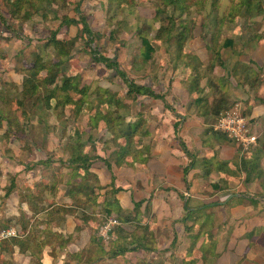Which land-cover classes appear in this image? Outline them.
I'll return each instance as SVG.
<instances>
[{
    "label": "crops",
    "instance_id": "obj_1",
    "mask_svg": "<svg viewBox=\"0 0 264 264\" xmlns=\"http://www.w3.org/2000/svg\"><path fill=\"white\" fill-rule=\"evenodd\" d=\"M258 2L261 10L254 11L253 5L250 4L247 6L250 7V12L247 14L243 13L246 9V6H243L241 17L235 15L231 21H226L225 25L221 26L218 21L214 24L212 18L218 15L216 18L218 20L230 5H222L220 9L211 11L205 19L209 22L201 21L202 24L198 27L197 23L194 25L199 36L201 34L207 36L205 43L199 38L194 41L195 44L198 43L196 49L199 48L201 53L212 51L216 59L210 77L202 79L201 74L200 77L195 76L198 78L196 81H187L185 74L190 71L188 66L192 57L189 61L185 60V56L189 55L186 53L189 49L186 43L181 47L177 46L180 55L171 60L172 71L179 69V65L176 66L177 62H184L186 72H183L182 67L179 74L173 73V77L180 75L181 78H178L181 81L170 82L164 90H160L159 87L160 77L154 81L156 70L151 71L149 65L144 68L146 70L144 73L142 69H138L141 65L137 66L133 63L130 66L133 70L127 74L121 69V62L117 61L129 80H134L137 85L141 84L140 86H145L142 83L147 80L150 85L146 86L157 94L159 92H155L154 88H159L169 108H166L161 100L142 95L130 96L131 99L125 100L126 92L117 88V78L111 80L110 76L113 77L114 74L106 70L103 65L91 64V66H101L104 73H111L110 76L100 79L98 87L101 92L110 89L113 94L118 95L119 99L115 107L108 109L114 111L113 116L119 115L123 118L124 122L119 129L125 131L127 126L131 129L137 128L132 139H129L131 145L128 152H124L123 149L127 140L112 139L113 134L107 130L103 121L97 120L98 111H102V108L107 106L103 104L99 107L94 95L86 101L84 108L82 107V112L88 117L91 108L86 110V107L95 102V111H91L95 124L91 122L88 124L86 137H83L84 139H80L81 136L76 137L74 129L69 130L60 141L62 151L66 141L72 142L76 139L79 144L83 146L86 144V154L100 158L92 165L90 173L98 178L101 190H113L111 181L114 178L117 192L113 193L112 198L122 211L132 212L135 203L144 202L140 208L141 212L147 204L152 217L159 214L162 218L158 219L156 226L179 228L177 245L179 248L187 247V251L181 254L184 260L188 259L189 247L195 239L192 251L195 255V264H264V0ZM198 16L202 19L204 17L203 14ZM235 20H240L242 23L247 20V24L245 22L240 29L237 21L233 24ZM6 21L8 28L0 23V38H2L0 40V233L14 231L15 235L1 243L0 264H71L73 255L79 252V240H82V244H86V224L82 213L79 214L82 210L74 209L69 190H67L68 196H63L58 205L57 192L52 191L48 196L45 195L48 200L46 203L42 193L31 189L35 183L40 185L37 184L42 180L39 173L41 174L42 167L47 165L44 164L46 153L41 149L39 142L42 143L44 136L59 135V132L62 134L61 131L65 130L64 127L61 128L63 124L44 122L41 118L43 110L37 107L41 103L37 101L34 115L40 114L39 122L44 125L34 126L35 133L30 139L27 137L26 119L20 115L18 118L16 115L9 116L11 113L16 111L20 113V110L25 109L21 106L17 109L15 107L21 102V84L25 76L23 70L31 66L32 54H27V51L42 49L49 36L44 41V46H41L43 40L38 39L46 31L44 24L38 22L30 29L27 23L24 25L19 23L21 30L18 28L13 30V21L9 19ZM71 28L73 27H66V30ZM58 35L59 32L56 40L61 41ZM124 51L123 55L127 56ZM156 53L158 54L157 49ZM42 54L45 55V61L50 58L43 50ZM154 59L155 55L152 63ZM68 62L69 60L64 62L60 69L68 65ZM160 62L161 60L158 64ZM91 69L93 72L100 71L96 67ZM151 73L153 77L150 76ZM145 76V80H140ZM114 79L116 82L113 81ZM209 89L215 95L216 102L208 103L206 106L208 112L200 113L197 103L202 98L199 96L201 93L205 96ZM142 97L153 100L155 106H135L139 101L137 99ZM52 102H54L53 109L57 110L54 99L47 104L48 108ZM25 103L23 102L22 105L25 106ZM128 103H131L130 107H125ZM225 104L229 105V109L237 106L241 110L250 124L251 133L257 137L256 144L250 145L245 151L225 135L213 130L222 135L221 138L205 130L209 113L212 110L213 113L215 111L217 113ZM67 108L71 113V108L69 106ZM9 120H13L11 130L17 127L21 134L18 135V139L10 134V138L5 139ZM97 125L99 130H96ZM45 127L50 129L51 133L37 135L45 130ZM181 144L186 147L190 155L184 154ZM108 159H111L109 168L106 166ZM191 160L193 163L189 166ZM32 163H35L34 168L28 170ZM94 165H97L99 170H96ZM57 172H51L56 180L59 179ZM10 185L13 187L8 190ZM94 190L98 189L94 188ZM140 190L144 191L140 192ZM26 191L35 194L30 196L25 193ZM146 192L148 197L144 195ZM149 198H151L150 205L147 201ZM64 200L68 202L65 203ZM185 204L187 208L184 207ZM55 207L73 212L66 213L63 219H58V215L55 214L54 218L48 220L49 212ZM76 215L79 218H75ZM187 219L189 222L190 219L194 222L189 224ZM203 221L204 225L210 228V234L202 232L200 234ZM191 225L196 230L186 234L185 228ZM78 227L80 231L77 232L75 229ZM47 233H57L62 236V241L65 239L70 241L61 248L56 244H50L45 237Z\"/></svg>",
    "mask_w": 264,
    "mask_h": 264
},
{
    "label": "rangeland",
    "instance_id": "obj_2",
    "mask_svg": "<svg viewBox=\"0 0 264 264\" xmlns=\"http://www.w3.org/2000/svg\"><path fill=\"white\" fill-rule=\"evenodd\" d=\"M36 2V0H33ZM241 0H238L240 2ZM38 2V1H37ZM40 3H37L36 9L37 14L34 13L32 16V19H28V21L24 20H17L13 19L11 20L10 17L7 15L8 11V5L4 3V1L0 0V11L3 17L7 20L13 21L12 27L18 28L21 30V26H19V23L24 25L25 23L28 24V28L32 29L36 23L40 22L39 24H44L46 31L43 33V36L40 37L38 40H43V43L41 46H44V41L47 40L48 36L51 35V33L56 30L59 26H63L59 29V35L58 38L61 39L60 44L58 46L66 45L65 40L73 39L75 41V48L72 50L70 57H66L63 59V62H66L69 60L68 65H65L61 69H57L54 74L57 75V78L54 82V84H50L49 82H46V85L43 83L37 84L35 81L28 82L23 89V84H21V98H20V105L16 106L15 109H17L19 106L22 108L24 107V111L20 110V113H11L9 116L14 117L15 115L18 118V115H20L22 118L26 119V125L28 128L27 137L31 139V135L35 133V127L36 125H44V123L39 122L40 114L34 115V109L37 103L39 101L41 104L37 106L38 108L43 110V118L44 122H51L55 124L56 122L61 125V128L65 129L61 131L62 134L59 135L60 138L57 136L59 135H53V136H44V139L41 142H39L41 149L46 153V159L44 160V164H47L42 167V170L40 171L41 174L40 178V185H35L32 190H37L38 192L42 193L45 197L46 203L48 202L47 197L48 194L52 191L57 192L58 196L56 197V201L59 205V200L67 195V190H75L76 185L81 183L82 177H84V170L78 168H72L73 166L69 163L70 155L75 156L78 154L79 151H75L73 148L74 141H72V145L69 147L70 142L66 141V145L63 147L62 151V145L60 146V141L64 139L63 137L67 134L69 130L76 131L77 134H79L80 139L83 137H86V127L91 122L92 124H95L92 116L93 113L91 111H95V102L92 103L91 106L86 107V110L90 107L91 110H89L88 117L84 112H80L79 115L74 117L72 115V109L73 105L70 104L69 108H71V113L68 108H65L61 110L57 106V102L59 99L54 98L56 102L57 110L53 109L54 102L49 106L45 102V99L47 98L49 92L47 90H52L55 86H60L63 83V80L68 79L70 80L69 87L78 86V89L84 88L82 93L76 95L73 97L74 101H77L79 97L85 95L86 92L90 93L92 91L98 90V82L100 79H102L104 76H110L111 73H104V69L100 66L93 65L90 61V54L87 49H89L88 46L85 48V44L83 41V38L81 37V25H77V27L72 26L73 28L67 29L66 26L63 25L61 22L66 19H79V15L81 14L83 17H85L90 29L92 30L95 38L98 37V39L95 41V43L91 44L90 48H98L100 53L108 58H116L117 61L121 62V69L125 70L127 74H130V71L133 70V67H130L133 65V63L137 66H140L138 69H142V72L145 73V67L147 65L150 66L151 71L156 70V74L154 75V81L160 77L159 79V87H161L160 90H164L168 84L173 83L174 81L180 82L181 80L178 78L181 76H174L173 73H178L183 67V72H186V63L177 62L176 66L179 65L178 70L172 71L171 66V60L173 58L179 57L180 51L177 49L176 40L172 37V40L168 43L161 44L159 42H153V45L155 47V53L156 49L158 51V54L154 53L155 59L152 63L153 58L148 62H143L142 59V48L141 43L138 39V37H148L150 39H154V35L156 34V30L160 28L161 23L158 22V20L155 17V4H158V0H137V2L133 5H131L128 8H123L122 10L117 7L116 4L112 3V0H58L56 3L50 5L46 1H39ZM143 2V3H141ZM233 0H223V3L219 6L216 3V0H207L206 9L203 12H196L195 10H191L190 14L188 15V21L181 24V26H185L187 29L190 30V37H188L185 41L188 48L186 50V53H189V55L185 56V60L189 61L191 59L190 64L188 68H190V71L187 72L185 75L188 78L187 81H196L198 78H195V76H199L202 74V79L207 78L208 76H212V67L214 66V63L216 61L214 57V53L212 51H202V53L199 51V48L196 49V45L194 41L201 39L203 43L204 40L207 38V36L197 34L195 30V26L191 27L190 21L191 19L194 20L195 24L197 23V27L202 24L201 21H205V19L200 18L198 15L209 13L211 11H214L216 9H220L222 5L229 6L231 5ZM236 2V0H234ZM247 4L249 3V0H246ZM219 8H216L218 7ZM25 10H28L27 12L31 15L34 10H31L29 7H26ZM170 11V9H168ZM227 10V7H226ZM166 13H162L160 15V18L162 19V24L166 25V21L164 18L166 17ZM226 11L222 12V16H224ZM234 14V12H233ZM196 15V19H195ZM218 15H215V18L213 19L214 24H216V18ZM235 16V14H234ZM232 15L231 19L234 18ZM31 17V16H30ZM191 18V19H190ZM35 19V20H34ZM38 19V21H36ZM40 19V21H39ZM220 25H225L226 20L222 22V17H218ZM185 18L182 17L175 25V27H178V24L182 21H184ZM239 23L240 29L243 28V24L247 20H245L244 23L240 20H235L233 24ZM209 22V21H205ZM245 24V27H246ZM220 26V27H221ZM222 32V31H221ZM212 33V31H210ZM193 34V37L191 38ZM67 36L70 38H67ZM222 36V35H221ZM191 38V39H190ZM2 38H0L1 40ZM35 40V39H34ZM161 40V39H159ZM199 42V41H198ZM185 44V45H186ZM212 45V42L210 43ZM38 46V45H36ZM167 46V47H166ZM42 50L44 53L48 54L50 56L49 59H46L45 62H50V64L54 67L56 61V56L54 55V52L49 49L48 47H42V49L37 48L35 51L28 50L27 54L36 55L38 54L41 58L44 59L45 55L42 54ZM124 54L127 56L123 55ZM132 51L134 53H132ZM153 55V56H154ZM30 56V57H31ZM193 58H196L193 59ZM160 64H158V61H160ZM31 63L33 61V58L30 59ZM28 61V62H30ZM135 61V62H134ZM163 61V63H162ZM53 62V63H52ZM150 62V63H149ZM157 62V63H154ZM31 65V64H30ZM62 65V64H61ZM101 65V64H100ZM18 66V64L16 65ZM129 66V67H127ZM92 67H96L100 71H92ZM29 68V67H28ZM27 68V69H28ZM101 68V69H99ZM147 68V67H146ZM135 70V69H134ZM84 71H86L84 73ZM67 74V75H65ZM70 74V75H68ZM153 73H151V77ZM179 74V73H178ZM192 75V77H191ZM111 80H112V76ZM24 78V77H23ZM145 77H141L140 80H145ZM116 82V79L113 80ZM134 81V80H133ZM145 83H142L143 85L149 86L150 83L145 80ZM77 82V84L75 83ZM118 84L116 85L117 88L123 90V92H126L125 86L122 84V82L117 79ZM88 84L90 86H88ZM141 85V84H140ZM34 86V88L32 87ZM146 86V87H147ZM37 90H40L37 91ZM115 90V89H114ZM159 88H154L155 92H160ZM55 94H60L59 89L55 92ZM157 94V93H156ZM161 95V94H160ZM204 94L201 93V96L199 98H202L198 101L197 107L199 108L200 113L208 112L207 110V104L212 103L214 104L216 102L215 95L211 93V90H208V93L205 94L207 99L205 100L203 96ZM93 94L89 95V97H92ZM41 99V100H40ZM124 99H131L130 96L125 95ZM138 104H135V106H155L153 100H149L147 98H139L137 99ZM171 101V100H169ZM178 101L183 102V100L178 99ZM23 102L25 103V106L22 105ZM97 102H99L97 100ZM86 103V98L83 102V105ZM140 104V105H139ZM131 103H128V105H125V107H130ZM225 104L221 107L219 111L223 110H229L228 106ZM233 105V104H232ZM231 105V106H232ZM218 106V105H217ZM216 106V108H217ZM84 108V107H83ZM234 108V106H233ZM232 109V108H231ZM67 110V111H64ZM128 113H130L129 108H127ZM55 111H58L55 113ZM214 110H212L211 113L208 115L207 125L205 126L206 132L211 133V135H217L222 138V135L215 133L213 130V124L216 122V116L219 112L213 113ZM207 115V114H206ZM13 120L7 121V124L12 123ZM42 123V124H41ZM49 124V123H46ZM77 124V126H74ZM30 126V127H29ZM33 126V127H31ZM209 126V127H208ZM7 128H10L6 125ZM30 128V129H29ZM37 128H40L37 126ZM71 128V129H70ZM209 128V129H208ZM45 130L40 131L38 134L47 133L50 134V129L44 128ZM104 129V128H103ZM11 130V128H10ZM41 130V128H40ZM96 130L98 129V125L96 127ZM81 131V132H80ZM10 136L19 138L18 135H21L19 133V130L17 127H14L13 130L10 131ZM17 133V134H16ZM111 134V133H110ZM17 135V136H16ZM112 135V134H111ZM71 134L69 133V138H71ZM10 137H6L5 139L8 140ZM17 138V139H18ZM84 139V138H83ZM113 139V137H112ZM225 139V138H224ZM34 138H32V141ZM38 137L36 139L37 143ZM226 140V139H225ZM86 143V142H85ZM58 144V145H57ZM49 148L51 151H49ZM97 149V147L95 148ZM62 153H61V151ZM81 152L83 156H86V144L84 146H81ZM53 153V158H52ZM185 154V153H184ZM59 158V159H58ZM47 160V161H46ZM33 161V159L31 160ZM192 160L189 164V166L192 165ZM33 164V165H32ZM27 168L28 170H31L34 168L35 163H32ZM107 166L110 167L111 159H108L106 161ZM37 165V164H36ZM96 170H99L97 165L95 166ZM188 167V166H187ZM52 169H56L52 170ZM185 171V168H184ZM51 172H57L59 179L56 180V177L52 175ZM96 177V176H95ZM97 180V183H96ZM96 180L90 179L88 182L91 183L90 185L94 188H100L99 186V180L96 177ZM9 182V179L7 180ZM13 186L10 185L8 188H12ZM113 190H86V218L83 216L84 219H86V244H82V240H79L78 248L79 252L78 254L81 255V252H86L83 254V259L80 260H71V264H182L184 261L183 255L185 251H187V247H181L179 248L177 245V238H179L180 230L179 228H175L172 226L171 228L167 226L158 225L157 223L158 219L161 220L162 218L159 217V214L156 215V212L154 213L156 216L152 217L151 213L149 214L148 209L143 213L138 210L139 215H135V219L127 222H121V219L127 218V216L131 212L121 211L120 215H117L118 207L116 203L114 202V199L112 198L113 191L115 190L114 187V181L112 185ZM144 191V190H140ZM26 194H29L32 196L35 194V192L32 191H26ZM145 197H148L147 192L144 194ZM68 196V195H67ZM87 198H90L87 200ZM147 199V198H146ZM44 200V202H45ZM81 202L85 201V199H79ZM148 205H150L151 198L148 200ZM65 203L68 202V200H64ZM48 207V206H47ZM82 207V206H80ZM140 209V207H139ZM108 210H111L110 213H108ZM150 210V209H149ZM157 210V209H156ZM73 212V211H72ZM71 212V213H72ZM67 213L66 209H62V214L59 215L60 217L64 218V215ZM82 211H79V214H81ZM200 213V212H199ZM53 214V213H52ZM58 215V214H57ZM55 215H53L54 217ZM133 216V215H131ZM79 218V216H75V218ZM109 219H115L117 222H119V226H114L110 229V232L103 237L101 235L100 228L103 227L105 224L108 223ZM65 220H70L69 218H65ZM126 220V219H125ZM188 220V219H187ZM204 220V219H203ZM191 222H194L190 219ZM147 226L149 230H146L145 227ZM79 228V227H78ZM169 228V229H168ZM196 230L193 225L186 227L185 233H193ZM14 233V231H12ZM49 232V230L47 231ZM201 232L203 234H210V228L207 227V225H203L201 227ZM149 233V240L144 239V236L148 235ZM68 234V233H66ZM69 235V234H68ZM89 235V236H88ZM47 235H45L46 237ZM199 237V234L197 235ZM196 236V237H197ZM209 236V235H208ZM67 237V235L65 236ZM93 237V241H90ZM100 239V241H99ZM173 239H175L174 243L172 242ZM66 240V239H65ZM144 242H147L149 247H153L154 249L144 251L139 243L144 244ZM93 244V246L90 247V244ZM101 243V244H100ZM146 245V244H144ZM102 246V247H101ZM102 249V250H101ZM122 249L123 255L120 256H112V252ZM85 250V251H84ZM106 254V255H103ZM193 254V252H192ZM195 255H193L194 258ZM82 262V263H81Z\"/></svg>",
    "mask_w": 264,
    "mask_h": 264
},
{
    "label": "trees",
    "instance_id": "obj_3",
    "mask_svg": "<svg viewBox=\"0 0 264 264\" xmlns=\"http://www.w3.org/2000/svg\"><path fill=\"white\" fill-rule=\"evenodd\" d=\"M4 1L5 4L8 5V13L10 16V19H17V20H24V21H28V19H32V16L34 13L37 14V9H36V5L37 3H40L39 1H46L48 2L50 5L56 3V1L58 0H36V2H34L33 0H2ZM38 1V2H37ZM158 4H155V17L158 20L159 23H161L160 28L156 30V34L154 35V39H149L148 37L144 36V37H138L140 43H141V48H142V59L143 62H148L153 58V55L155 53V47L153 45V42H159L161 44H164L165 42L168 43L172 40V37L176 40V45L181 47V45L183 43H185L186 39L188 37H190V30L187 29L185 26H181L182 23L187 22L188 20V15L190 14L191 10H195L196 12H203L206 7L208 5H206L207 0H158ZM137 2V0H112V3L116 4L118 8H120L121 10L123 8H128L131 5L135 4ZM223 3V0H216L217 5H221ZM250 4L253 5V10L254 11H258L261 10V6L260 3L258 2V0H249V3L247 4L246 0H241L240 2H238V0H236V2H232V4L227 8L226 13L224 16L222 17V22L224 20L228 21L231 19L232 15L234 16L237 15V17H241L240 15L242 13H240L242 11L243 6H246V9L243 11V13H247L249 14L250 12ZM218 6V8H219ZM26 7H29L31 10H34L32 12V14L30 15L27 11L25 10ZM170 9V11L168 10ZM166 13V17H165V21H166V25L162 24V19L160 18V15L162 13ZM169 12V13H168ZM234 12V14H233ZM204 17L203 19H206V17L209 15V13H204L203 14ZM31 16V17H30ZM79 19L75 20V19H66L64 21H62L61 23L63 25H65L66 27H70V26H75L77 27V25H81L82 30H81V37L83 38L84 44H85V48L86 46L89 47V49H87L89 51L90 54V61L94 64H101L103 65L106 70L111 71L112 74H114L113 78H117L119 79L122 84L125 86L126 90V95L127 96H137V95H142V96H147L150 97L151 99L154 100H161L164 104L166 108H169V106L165 103L164 98L162 95L160 94H156L154 93L149 87H145V86H140L137 85L134 81L129 80V78L127 77V74L122 71L120 69V66L117 62L116 58H108L104 55H102L100 53V51L98 50V48H90L92 43H95V41L98 39L95 38L92 30L90 29L85 17H83L81 14L79 15ZM184 17L185 20L180 22L178 24V27L176 28L175 25L176 23L182 18ZM224 19V20H223ZM233 19V18H232ZM219 22V19L216 20ZM0 23L3 25H6L7 27V21L5 20V18L3 17V15L1 14L0 11ZM191 27H194V20L190 21ZM218 26V25H217ZM63 26H59L56 30H54L51 35L48 38V41L46 42L45 46L46 47H50L51 50L54 52V55L56 56V63L55 66L53 67L50 62H45V60L43 58H41L38 54L33 55V61L31 63V66L26 69L23 70L25 73V76L23 78V89L25 88L26 84L30 81L32 82H36L37 84L41 83V84H45L46 82H49L50 84H54L57 76L54 74V72L64 64V62L62 63L63 59L66 57H70V54L72 52V50L75 48V41L73 39L70 40H65L66 41V45H62V46H58L60 44V42L58 40H56V35L59 32V29L62 28ZM8 28V27H7ZM193 37V34L191 36V38ZM186 38V39H185ZM190 38V39H191ZM161 39V40H159ZM53 63V62H52ZM62 64V65H61ZM70 80L65 79L63 80V83L60 86H55L52 90H47V92H49L47 98L45 99V102L47 104H49L51 99L57 98L59 99L57 102V106L59 108H61V110L67 108V106H70V104L73 105V109H72V115L74 117H76L77 115L80 114V112L82 111V107H83V102L86 98V101L88 99H90L91 97H89V95L93 94L95 96V100H98L99 102V107L102 106L103 104H106L107 108H102V111H98L97 113V120L103 121L104 125L106 126L107 130H109L112 134H113V139H118V140H127L126 146L123 148L125 151L124 152H128L129 151V146L131 145V140L129 142V139H132V136L136 133V127L131 129L129 126H127L126 130H121L119 129L121 123H123V118H121L119 115L113 116V112L109 110L110 108H112L113 106L115 107V103L116 101L119 99L117 94H113V92H111L110 89H105L104 91H100V89L92 91L90 93L86 92V96L83 95L81 97L78 98L77 101L73 100V97H75L76 95L82 93V91L84 90V88L82 89H78V86L74 87H68ZM77 84V82H75ZM34 88V86H32ZM59 89L60 94H55V92ZM55 100V99H54ZM109 108V109H108ZM219 112V111H218ZM116 114V113H115ZM13 123L8 124V127L12 126ZM10 128H8V130L6 131V137H9L10 133ZM75 135L76 137L79 136V134L76 133L75 131ZM225 137V136H223ZM80 142L76 141L74 142V146L73 148L75 149V151H79L77 155L75 156H71L70 155V160L69 163L73 166L72 168H78L84 170V177H82L81 179V183L76 185V189L72 190L70 192V197L73 201V207L74 209H80L82 210V215L86 218L85 214L86 213V190H94V187L91 186L88 181L90 179H93L94 181L96 180L95 175L93 176L90 173V170L92 169V165L95 163V161L100 160L99 157L93 156V155H88L86 154V156H83L82 152H81V144H79ZM72 145V142H70L69 147ZM182 150L184 151L185 154L190 155L189 151H187L186 147L181 144ZM107 166V164H106ZM109 168V166H107ZM186 173H184L185 176ZM113 181L114 178H112V185H113ZM97 183V180H96ZM100 186V185H99ZM101 190L102 187L98 188V190ZM8 190H11L10 188H8ZM114 193H116L117 191L114 190ZM85 199V202H81L79 199ZM90 198H87V200H89ZM144 202H138L135 203L134 205V210L127 216V218L125 219H121V222H127V221H131L133 219H135V215H139L138 210L140 212L139 207L141 208L143 206ZM82 206V207H80ZM185 208H187L186 204L184 206ZM62 207H55L51 212H49L48 214V220L54 218L53 215L58 214V219H63L62 217H60L59 215L62 214ZM147 210V204L144 208V212ZM111 210H108V213H110ZM121 211L118 208L117 211V215H120ZM72 210H67V213H71ZM149 212V210H148ZM53 213V214H52ZM143 213V212H142ZM133 215V216H131ZM193 216H190V218ZM84 222L86 221V219L83 220ZM184 221V220H183ZM120 225V224H119ZM117 225V226H119ZM145 227L146 230H149V228L147 226H143ZM186 229V228H185ZM75 231H80V228H76ZM46 238L47 240L50 242V244H56L58 246H60L61 248H64V246H66V244L70 241L69 239H66L65 241H62V236L54 233V234H46ZM196 238V237H194ZM144 239L149 240V233L148 235L144 236ZM90 241H93V237ZM100 241V239H99ZM175 239H173V243H174ZM194 243H195V239L192 240L191 245L189 247L187 256L188 259L184 260L182 262V264H195L196 260L193 258V254L192 251L194 249ZM101 244V243H100ZM146 244V245H144ZM144 244L139 243V245L141 246V248L144 251L147 250H151L154 249L153 247H149L147 242H144ZM93 246V244H90V247ZM102 247V246H101ZM102 250V249H101ZM85 251V250H84ZM123 250L122 249H117L115 251L112 252V256H120L123 255ZM86 252H81V255H79L78 253L73 255V259L75 260H80L81 258L83 259V254ZM106 255V254H103ZM82 263V262H81Z\"/></svg>",
    "mask_w": 264,
    "mask_h": 264
},
{
    "label": "built area",
    "instance_id": "obj_4",
    "mask_svg": "<svg viewBox=\"0 0 264 264\" xmlns=\"http://www.w3.org/2000/svg\"><path fill=\"white\" fill-rule=\"evenodd\" d=\"M214 131L225 135L229 140L234 142L238 147L245 151L250 145L256 144L257 137L250 131V124L241 110L236 106L229 110H223L216 116V122L213 126ZM119 225L115 219H109L108 223L100 228L101 235L105 237L110 229ZM12 231H2L0 233V245L3 240L14 236Z\"/></svg>",
    "mask_w": 264,
    "mask_h": 264
}]
</instances>
